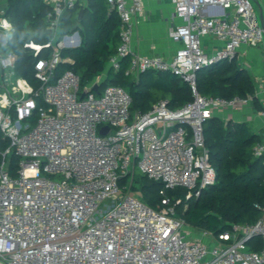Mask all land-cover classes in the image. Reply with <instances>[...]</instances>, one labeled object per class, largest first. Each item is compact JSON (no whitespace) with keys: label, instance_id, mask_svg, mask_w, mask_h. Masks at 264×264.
I'll use <instances>...</instances> for the list:
<instances>
[{"label":"built area","instance_id":"1","mask_svg":"<svg viewBox=\"0 0 264 264\" xmlns=\"http://www.w3.org/2000/svg\"><path fill=\"white\" fill-rule=\"evenodd\" d=\"M44 1L57 10L52 27L80 4ZM172 2L179 21L169 36L178 47L166 58L133 49L144 0H108L121 19L109 64L118 69L130 55L128 73L171 70L193 93L182 107L161 99L135 113L126 88L100 87L104 74L86 87L71 69L56 74L62 49L81 44L79 30L45 44L25 43L35 56L43 47L52 51L35 62L38 84L18 75L17 54L4 49L14 26L0 10V131L9 141L0 162V264H264V206L257 204L256 222L234 223L218 234L197 230L177 209H187L216 181L206 121L254 98L202 95L198 72L233 61L242 46L264 43V26L252 0ZM262 8L264 14V2ZM204 38L222 44L208 50ZM104 126L109 130L101 133ZM12 152L20 159L17 175L9 169ZM254 152L263 155L264 142ZM136 169L160 184L157 207L133 192ZM179 190L183 195H175Z\"/></svg>","mask_w":264,"mask_h":264},{"label":"trees","instance_id":"2","mask_svg":"<svg viewBox=\"0 0 264 264\" xmlns=\"http://www.w3.org/2000/svg\"><path fill=\"white\" fill-rule=\"evenodd\" d=\"M81 9L84 12L80 17ZM5 15L14 26L8 47L17 54L16 71L38 84L34 76L35 62L38 58L49 57L52 48L43 47L35 56L34 50L25 43L45 44L54 37L55 8L44 0H9ZM58 29L60 36L79 30L81 44L62 49L64 60L57 65L56 74L71 69L79 74L82 87L104 74L100 87L113 83L126 88L133 99L132 113L149 111L161 99L168 100L172 108L182 107L192 100L189 83L171 70H147L136 77L128 73L130 55L120 60L118 69L109 64L120 44L121 19L111 9L108 0H89L87 6L79 4L74 9L65 10L59 19ZM197 87L202 95L208 96L232 98L251 95L256 110L264 109L256 95L255 80L235 66V59L200 70ZM205 135L216 169V181L200 197L190 200L187 209L178 205V216L185 218L197 230H208L213 234L229 229L234 223L256 222L262 215L257 204L264 206V154L256 156L254 149L264 141L246 122L224 119L219 115L206 121ZM8 146V139L0 131V162L2 151ZM19 160L14 152L8 157L13 175H17ZM136 181L142 182L141 198L148 205L157 207L162 200L160 184L143 174L135 177L134 189ZM175 195L183 194L179 190Z\"/></svg>","mask_w":264,"mask_h":264},{"label":"crops","instance_id":"3","mask_svg":"<svg viewBox=\"0 0 264 264\" xmlns=\"http://www.w3.org/2000/svg\"><path fill=\"white\" fill-rule=\"evenodd\" d=\"M89 0H80V5L87 6ZM109 4V3H108ZM145 11L138 17L133 34V49L145 55H162L171 58L178 47V44L169 36L170 29L179 21L174 13L172 0H144ZM110 6V5H109ZM57 11V10H55ZM260 11L257 12L260 20ZM59 16V15H58ZM61 17V15L59 16ZM60 19V18H59ZM59 21L55 25V35L59 33ZM221 42L204 38V45L208 50L221 46ZM264 47V43L260 44ZM261 49L258 46H242L239 49L237 58L247 56L250 65L257 66L256 86L258 97L264 104V58L261 57ZM259 55V56H257ZM263 56V55H262ZM236 59V58H235ZM256 93V94H257ZM263 110H256L253 104H248L239 109L225 110L218 113L223 118V113L228 112L229 119L247 121L252 118L256 127L264 126ZM256 130V129H255Z\"/></svg>","mask_w":264,"mask_h":264},{"label":"rangeland","instance_id":"4","mask_svg":"<svg viewBox=\"0 0 264 264\" xmlns=\"http://www.w3.org/2000/svg\"><path fill=\"white\" fill-rule=\"evenodd\" d=\"M253 1V4H254V7L256 9V12H259L260 11V5H263V2L264 0H252ZM7 6V3H0V10L2 9H5ZM9 45V44H8ZM8 47V46H7ZM4 48V49H7ZM11 47V46H10ZM259 49H261V54H259L261 57L264 58V47L261 46V45H258ZM9 48V47H8ZM10 50H12L11 48H9ZM257 55V56H259ZM263 55V56H262ZM251 62L253 64L254 61H248L247 60V56L246 58L245 57H240V58H237L235 59V66L239 69H241L242 71H244L245 73H247L250 77H252L254 80L256 79V74L258 72L257 70V66H255V63L254 65H250ZM264 72V71H263ZM136 77L139 75V73H133ZM225 111V110H224ZM225 116H223L224 119H229V115L228 112H224L223 113ZM254 120L252 118H250L249 120L245 121L250 127L251 129L257 133L261 138H262V141H264V126H261L260 128L259 127H256L255 126V122H253ZM256 129V130H255ZM143 174L141 173V171L139 169H136L135 171V177L137 176L140 177L142 176ZM144 183V182H143ZM146 183V182H145ZM141 185H142V182L139 183V182H135V189L133 188V192L135 194H137L138 196L142 197L141 196V193H140V190H141Z\"/></svg>","mask_w":264,"mask_h":264},{"label":"water","instance_id":"5","mask_svg":"<svg viewBox=\"0 0 264 264\" xmlns=\"http://www.w3.org/2000/svg\"><path fill=\"white\" fill-rule=\"evenodd\" d=\"M84 9H81L79 12V16L81 17V15L83 14ZM260 24L264 26V14H263V8L262 5H260ZM255 24H258V21L255 22ZM109 130L108 126H104L100 131L101 133H106Z\"/></svg>","mask_w":264,"mask_h":264}]
</instances>
